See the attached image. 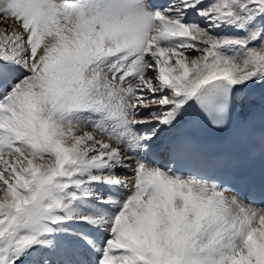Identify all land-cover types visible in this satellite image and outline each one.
<instances>
[{
	"label": "snow or ice",
	"instance_id": "6c2138e0",
	"mask_svg": "<svg viewBox=\"0 0 264 264\" xmlns=\"http://www.w3.org/2000/svg\"><path fill=\"white\" fill-rule=\"evenodd\" d=\"M0 24V264H264V0H0Z\"/></svg>",
	"mask_w": 264,
	"mask_h": 264
},
{
	"label": "bare ground",
	"instance_id": "6f19581e",
	"mask_svg": "<svg viewBox=\"0 0 264 264\" xmlns=\"http://www.w3.org/2000/svg\"><path fill=\"white\" fill-rule=\"evenodd\" d=\"M0 27H2V24H0Z\"/></svg>",
	"mask_w": 264,
	"mask_h": 264
}]
</instances>
